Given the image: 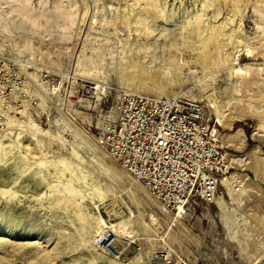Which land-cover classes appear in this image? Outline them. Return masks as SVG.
I'll use <instances>...</instances> for the list:
<instances>
[{"label":"rangeland","instance_id":"1","mask_svg":"<svg viewBox=\"0 0 264 264\" xmlns=\"http://www.w3.org/2000/svg\"><path fill=\"white\" fill-rule=\"evenodd\" d=\"M147 1L0 0V56L26 77L43 109L29 111L24 121H0V264H159L171 252L192 264H252L257 253L264 256V162L231 172L252 184L240 192L242 199L231 198L221 185L215 203L191 202L174 224L177 212L105 156L96 141L99 114L69 99L82 82L109 86L112 97V89L136 90L144 70L160 73V82L149 81L142 94L166 97L160 95L165 87L174 96H199L214 119L217 111L228 120L232 113L254 114L235 122L233 130L218 125L219 132L244 131L247 148H229L234 156L249 158L258 147L264 153V139L252 135L264 124V71L252 74L246 82L253 90L244 93L246 82L219 71L215 55L202 60L197 47L187 45L197 42L189 33L199 17L204 28L218 29L226 21L228 49L231 34L241 36L244 24L242 40L260 38L249 42L254 54L242 52L240 64L263 68V0ZM43 75H49V85L63 82L58 99ZM254 81L263 94L254 90ZM101 232L117 242L97 246Z\"/></svg>","mask_w":264,"mask_h":264},{"label":"built area","instance_id":"2","mask_svg":"<svg viewBox=\"0 0 264 264\" xmlns=\"http://www.w3.org/2000/svg\"><path fill=\"white\" fill-rule=\"evenodd\" d=\"M3 60L0 56V121H24L27 114H33L29 111L43 109L26 77ZM42 78L48 84L49 75ZM99 85L82 82L76 96L69 99L75 106L88 104L87 109L101 117L95 127L96 141L105 156L167 209L184 214L191 202L215 203L221 180L235 168L228 158L229 148L218 137L219 126L204 105L186 96L158 97L119 88L112 89L111 97ZM48 91L58 99L64 92L63 82L48 84ZM114 242L106 240L105 247ZM159 260L192 264L172 252Z\"/></svg>","mask_w":264,"mask_h":264},{"label":"bare ground","instance_id":"3","mask_svg":"<svg viewBox=\"0 0 264 264\" xmlns=\"http://www.w3.org/2000/svg\"><path fill=\"white\" fill-rule=\"evenodd\" d=\"M235 1V0H234ZM261 1V0H260ZM149 5H155L154 1L153 0H148L147 1ZM263 4H264V0L262 1ZM239 6V5H238ZM204 10V9H203ZM257 10V9H256ZM220 12V11H219ZM218 13V12H217ZM216 13V14H217ZM149 14V13H148ZM144 15V14H143ZM143 15L141 16V18L143 17ZM217 16V15H216ZM218 16H219V13H218ZM145 17V16H144ZM264 17V15H263ZM137 18V17H136ZM202 18V17H201ZM199 17V22L196 23L193 27H192V31L189 33L190 35V39H193L194 37L197 38V42H195L196 44L188 42V46L190 48H194V47H197V51H199L198 53V56H200L199 58H202L203 56H213L215 55V60H214V64L215 67H218L219 68V71L220 70H229L232 77H236L238 80H240L241 82H246L249 78H251L252 74H255V72H259V71H264V67L263 68H260L258 66H254V64H250V65H245V66H241L240 64V60H239V56L242 55V52H246V55L247 56H250V55H253L254 52L251 51V46H250V43L251 41H254L256 40L257 38H260L258 35L255 36L254 39H251L248 41L246 40H242V38L245 36H242V33L244 32H248L247 30H245L244 28V24L242 25V27L239 28V31H240V35L241 36H236V32L234 31L233 34H231V37L234 38V39H231V42H234L233 44L231 43V45L233 46L232 49H228L227 45L223 42V39L228 36V34H225V31H226V21L223 22L221 24V28H213V27H210V28H204L205 26L203 25V21ZM232 22H234V20L236 18L233 19V16H231L229 18ZM242 18L240 19H237V21L239 22V24H242ZM262 27L258 26V30L261 29ZM253 34H256V33H253ZM236 36V37H235ZM193 37V38H192ZM247 38V37H246ZM188 40V39H187ZM259 41V40H258ZM262 41V40H261ZM253 45V44H252ZM188 47V48H189ZM242 47V49L240 48ZM244 47V48H243ZM258 48V47H257ZM263 49V47H261ZM260 48V49H261ZM196 49V48H194ZM259 50V48H258ZM170 57V55H169ZM172 57V56H171ZM209 57V58H210ZM207 58V57H206ZM212 58V57H211ZM194 59V58H193ZM198 58H196L195 60L193 61H197ZM169 60V58H168ZM171 60V59H170ZM199 60V59H198ZM201 60V59H200ZM203 60V58H202ZM208 60V59H207ZM189 61V60H188ZM191 61V60H190ZM170 62V61H169ZM175 62V61H174ZM212 62V61H211ZM191 63V62H190ZM204 63V62H203ZM213 63V62H212ZM205 66V65H204ZM213 66V65H212ZM210 67V66H209ZM131 69V68H130ZM141 69V68H140ZM209 69V68H208ZM145 73H142V74H145V76L142 77L139 79V86L136 88V90H132V89H128V91H131L133 93V91L135 92V94H142L144 93L146 90L145 87L147 85V83L149 81L152 82V84H158L160 82V80L163 78L162 75L160 73H156V74H149L148 72H146V70H144ZM171 71V70H170ZM134 73V72H133ZM148 73V74H147ZM167 73V72H166ZM192 73H196L195 71H192ZM165 74V73H164ZM169 74V73H168ZM136 75V73H135ZM171 75V73H170ZM179 75V74H178ZM131 76H134L133 74ZM135 77V76H134ZM139 78V76H138ZM254 79V78H253ZM264 79V78H263ZM131 80V83L135 82L136 80V77L134 79H129ZM137 81V80H136ZM154 82V83H153ZM255 82V81H254ZM262 82V81H261ZM138 83V82H137ZM161 84V83H160ZM242 84V83H241ZM256 84V92L258 91V94H263L262 90H259L260 89V84L258 82H255ZM125 85H128V84H125ZM131 85V84H130ZM128 85V86H130ZM134 85V84H133ZM138 85V84H136ZM135 85V86H136ZM150 85V84H149ZM165 85V84H163ZM162 85V86H163ZM244 85V89H241L242 92L245 90L246 92H249V91H252L253 89L250 88L249 89V83L246 82L243 84ZM254 85V84H252ZM263 85V84H262ZM261 85V87H263ZM100 87H102V89L105 90V93H109V86H105V85H99ZM148 86V85H147ZM132 87V86H130ZM243 87V86H242ZM127 88V87H126ZM129 88V87H128ZM148 88V87H147ZM254 88V87H253ZM164 89L163 92L160 91V95L164 94L166 97H170V96H174L176 95L175 92H170L167 90L165 91V87L162 88ZM264 89V88H263ZM236 90L239 92L241 91L240 88L238 87V85L236 86ZM147 91V90H146ZM150 91V90H149ZM204 91V90H203ZM244 91V93H245ZM264 91V90H263ZM146 93V92H145ZM202 93V90H199V95ZM250 93V92H249ZM204 94V92H203ZM251 95V94H250ZM264 95V94H263ZM261 95V96H263ZM201 96V95H200ZM203 96H206L205 94ZM255 96V95H254ZM253 96V97H254ZM244 97V96H243ZM264 97V96H263ZM195 100H200V97L199 96H196V97H193ZM202 98V97H201ZM205 98V97H204ZM203 98V102L206 100ZM259 98V97H258ZM260 99V98H259ZM262 99V97H261ZM208 100V99H207ZM249 100H252V99H249ZM253 101V100H252ZM255 101V100H254ZM260 101V100H259ZM264 101V100H263ZM258 102V101H257ZM261 102V101H260ZM264 103V102H263ZM210 104V103H208ZM262 104V103H261ZM212 105V103H211ZM210 105V106H211ZM213 107V106H211ZM210 107V108H211ZM251 107V106H250ZM217 108V107H215ZM252 108H250L251 110ZM261 110V108H260ZM218 113L216 114V117L217 119L213 118L215 120V122L220 126L222 127V129H225V130H233L234 128V124L235 122H238V121H245L246 119H249V118H252V116L254 115H249L245 113H242V112H239V113H232V116H230V119L228 120V117L226 114L224 113H221L220 111H217ZM258 111H256L257 113ZM262 112V110L260 111ZM259 112V113H260ZM253 113V112H252ZM231 115V114H230ZM260 115V114H259ZM263 115V114H262ZM264 116V115H263ZM111 118V117H110ZM213 120V121H214ZM264 121V120H263ZM15 122V121H14ZM21 122V121H20ZM18 123V122H17ZM258 123V122H257ZM261 123V122H260ZM264 124L262 125H258L257 128H256V132L255 134H252L254 137L257 136L259 134V138H262L264 139ZM40 133V132H39ZM263 133V134H262ZM45 134V132L43 133ZM42 134V135H43ZM218 137L220 139V142L223 146L225 147H228L230 149H232V147L236 148V150H245L247 148V137L244 133L243 130H237V132L235 133V135H231V136H228V135H224L223 133L219 132L218 131ZM261 140V139H260ZM264 141V140H263ZM64 142V141H63ZM238 148V149H237ZM263 148L261 147H258L254 150L253 154L249 157V158H245L244 156L243 157H239V156H234L233 153H229L228 154V158H229V161H230V164L237 169V167H246V166H250L252 167L255 166V167H259L260 163L264 162V153H263ZM249 156V155H248ZM256 161H257V165H256ZM263 164V163H262ZM253 169V168H252ZM263 169V168H262ZM255 170H258L257 168ZM254 170V171H255ZM259 171V170H258ZM263 171V170H262ZM264 172V171H263ZM264 174V173H262ZM132 179V178H131ZM133 180V179H132ZM133 182L136 184V182L133 180ZM234 182H238V185H235ZM221 185L226 189L228 195L231 197V198H237L238 195L240 194V192L242 193L243 191L246 192V190H248V188L252 186V184H250L249 182L245 181V179H243L240 175H237V174H233L231 176H228L226 178H223L221 180V183H220V188H221ZM236 187H239V188H236ZM250 190V189H249ZM249 192V191H248ZM244 193V192H243ZM247 193V192H246ZM243 195V194H242ZM242 195H239L242 196ZM242 199V197H240ZM103 199V198H102ZM217 199V197H216ZM241 199L238 198V200L240 201ZM237 200V199H236ZM235 200V201H236ZM242 202V201H241ZM217 204L221 207V210L222 208H225L226 206V203L225 201H223V198L222 196L219 198V200L217 201ZM225 210V209H224ZM223 211V210H222ZM181 214H183V211H180L178 213V216L177 217H174L173 219V222L174 224L175 223H179V217H181ZM124 225V222L120 223L119 226H123ZM181 227V226H180ZM120 228V227H119ZM108 241V242H111L113 240L117 242L116 240V237L113 235L110 236L109 232H104V233H100L99 236L96 237V241H95V244L97 246H99V244H105V241ZM246 249V248H245ZM251 253V252H250ZM255 257V256H254ZM251 259V258H250ZM253 259V258H252ZM159 261V264H162L163 261H161L160 263V260ZM264 261V256H260V254L257 253V256L256 258L253 260V263L252 264H262Z\"/></svg>","mask_w":264,"mask_h":264}]
</instances>
